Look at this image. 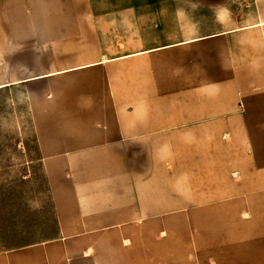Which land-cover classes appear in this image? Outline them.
<instances>
[{
    "label": "rangeland",
    "instance_id": "rangeland-1",
    "mask_svg": "<svg viewBox=\"0 0 264 264\" xmlns=\"http://www.w3.org/2000/svg\"><path fill=\"white\" fill-rule=\"evenodd\" d=\"M247 1L117 0L101 8L100 21L54 27L62 33L49 38L61 40L14 44L0 35V82L50 74L0 88V251L57 239L62 216L76 226L77 210L123 209L127 195L162 214L132 219L150 241L157 230L188 241L189 225L205 220L188 218L190 195L215 188L206 155L188 146L216 139L173 137L172 100L190 96L213 58L204 41L178 43L222 21H246ZM158 117L170 122L164 131L142 136V124Z\"/></svg>",
    "mask_w": 264,
    "mask_h": 264
},
{
    "label": "crops",
    "instance_id": "crops-1",
    "mask_svg": "<svg viewBox=\"0 0 264 264\" xmlns=\"http://www.w3.org/2000/svg\"><path fill=\"white\" fill-rule=\"evenodd\" d=\"M116 3L0 0V35L14 44L61 40L49 38L62 33L54 27L67 26L64 21H100L101 8H115ZM249 4L252 15L246 21H222L218 29L178 43L204 41L211 45L213 58L199 72L200 83L189 88L190 96L172 100L173 137L216 139L213 145L188 146L190 154L206 155L205 179L215 185L204 198L190 195L188 218L205 220L203 225H189L188 241L165 240L162 230L150 241L148 228L132 219L162 214L150 213L141 200L127 195L123 209L77 210L73 216L82 221L76 226L66 224L62 216L59 238L0 251V264H264V0ZM168 123L158 117L151 127L142 124L141 135L160 133ZM197 202L206 203L205 208ZM101 218L112 221L99 224L96 219ZM116 219H124L123 224ZM101 231L115 240L96 236Z\"/></svg>",
    "mask_w": 264,
    "mask_h": 264
},
{
    "label": "bare ground",
    "instance_id": "bare-ground-1",
    "mask_svg": "<svg viewBox=\"0 0 264 264\" xmlns=\"http://www.w3.org/2000/svg\"><path fill=\"white\" fill-rule=\"evenodd\" d=\"M106 61H108V60L103 59V62H106ZM30 79H32V78H26L25 81L30 80ZM2 86H4V84H0V87H2Z\"/></svg>",
    "mask_w": 264,
    "mask_h": 264
}]
</instances>
